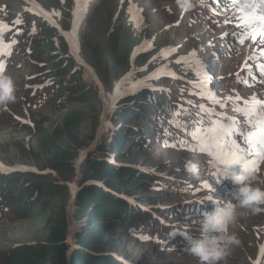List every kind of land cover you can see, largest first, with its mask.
<instances>
[{
	"label": "rangeland",
	"instance_id": "obj_1",
	"mask_svg": "<svg viewBox=\"0 0 264 264\" xmlns=\"http://www.w3.org/2000/svg\"><path fill=\"white\" fill-rule=\"evenodd\" d=\"M26 1L29 5L20 0H0V44L11 46V55L0 57V64L5 66L2 74L9 77L15 87V102L0 108V167H5L4 171H7L0 173V187L5 188L23 178L20 182L23 188L29 178L25 179V172L18 173L19 169L55 179L52 183L56 186L54 196H51L52 193L43 194L40 205L34 210L23 206L12 208L10 202L0 208V264H19L16 262L20 259L16 252H24L28 246L45 244L55 224L66 225L69 249H66L65 255L70 262L74 252H89L91 247L98 245L94 240L101 233L100 226L103 223H110L111 228L103 233L104 242L98 245V248L107 251L101 255L102 259L108 252L114 251L122 260L113 254L106 257H110L116 264H126L123 260L128 261L127 264H198L196 259L185 252L188 247L186 236L200 238L197 224L203 220L205 213H212L217 207L223 208L227 202L237 204L233 193L240 186L235 183V178L244 173L242 167L234 166L226 174L223 164L218 169L213 168L216 161L211 157L186 150L195 147V141L176 127L175 122L177 119L183 122L186 118L188 130L192 131L201 119H208L200 111L201 107L213 106L209 101L200 99L199 95L191 94L197 89L188 82H197V76L190 71L186 72V65L177 61L190 58L195 53L206 73L211 75V90L225 103L229 97L236 99L237 94L245 98L258 96L264 99V82H261L264 78L259 75V67L251 69V74L247 70L241 71L247 64L258 61L261 54L259 44L252 45L250 40L239 44L232 35L240 32V29L233 27L237 22L233 10L222 3H213V0H203V3L196 0L194 10L189 13H183L175 0H98L89 13L78 44V53L88 66H91L88 63L91 49L97 54L101 53L100 56H109L108 64L101 67L107 88L95 69L105 90L102 97L104 102L97 92L101 106L98 122L94 108L92 110V106L69 92V84L66 89L61 87L63 79L71 78L72 70L68 71L65 67L70 63L77 64L69 39L61 37L58 28L53 27L52 23L46 24L26 11L30 5H37L61 25L63 32L68 31L70 35L77 12L74 1L63 0V13L58 0ZM133 13L137 19L142 17L140 27L133 22ZM115 30L120 31V42L117 47H112L115 48L112 52V48L106 47L105 39ZM32 41L33 46L30 47ZM146 43L153 44V49L144 51ZM73 46L76 48V45ZM172 47L178 51L164 59L165 51ZM138 52L143 53L139 55L144 57L143 62L135 61ZM113 58L122 69L129 62L132 83L148 80L150 90L155 89L152 90L155 98L148 101L149 106L144 105L148 111L145 114L151 115L150 118H144L143 113H140L139 119L135 117L134 132L131 129L133 121L128 119L124 123L127 128L121 131L126 130L122 134L125 140L118 143L119 151L113 152L116 146L110 147L108 152L109 160L116 154L118 164L136 167L151 176L160 177L148 187L143 182L140 186L134 185V178L133 184L132 180H127L128 184L122 187V191L127 189L135 196L133 202L139 204L141 209L154 214L150 222L141 218L127 227L113 223V219H126L115 214V208L118 207L116 202L107 203L109 210L100 207L99 222L93 224L92 207L90 209V206L79 205L80 180L75 179L76 174L79 178L81 176L83 163L80 165V161L86 150H90L87 157L98 151V144L104 138L107 145H112L114 141L118 145L117 141L121 139L119 131L109 138L104 126L100 138L88 148L81 147L87 144L84 139L90 138L97 122L100 126V117L106 105L109 107L106 122L111 121L118 111L111 114V109L119 99L110 98L112 92L117 91L111 69ZM165 67L170 71L163 78L149 80ZM77 68L83 72L82 77L87 84L94 85L93 77L88 76L89 69L84 70L79 65ZM173 73L177 78H171ZM252 75H257L258 80H252ZM155 81L167 84L158 85L153 83ZM140 91V95L145 94L148 98L146 90L135 93ZM155 99H158L159 104L171 102L174 114L180 113L179 117L173 115L171 123H161L165 128L159 134L152 132L153 115L156 113L155 106L150 103ZM133 108L129 106V109L119 110L133 114ZM231 109L232 105H229L226 114L235 118L236 113ZM215 110L224 114L222 108L217 107ZM65 123H68V128H65ZM115 125L117 128L122 126L118 122ZM99 126L96 127L97 131ZM130 141L141 148L132 147L128 143ZM239 143L244 146L242 139ZM76 149L80 153L78 160ZM104 171L108 169L104 167ZM127 173L129 175L130 172ZM251 179L253 188L264 191V164H261L259 172L251 176ZM12 189H15L14 185ZM17 190L19 186L14 192ZM19 191L17 197L20 196ZM165 191L167 194L163 196ZM73 193L75 196L72 198ZM99 198L98 201H101ZM148 201L158 208L150 207ZM164 206L168 211L160 209ZM98 210L99 207L97 214ZM118 212L136 217L138 211L135 209L129 213L121 208ZM160 224L162 229L159 228ZM231 235L239 241V246L233 248L224 264H264V206H261L258 214L242 213L231 229ZM57 259L58 254L52 250L43 264H52V261L54 264L59 262Z\"/></svg>",
	"mask_w": 264,
	"mask_h": 264
},
{
	"label": "trees",
	"instance_id": "obj_2",
	"mask_svg": "<svg viewBox=\"0 0 264 264\" xmlns=\"http://www.w3.org/2000/svg\"><path fill=\"white\" fill-rule=\"evenodd\" d=\"M119 36H120L119 30L112 31L105 39L106 47L107 48L117 47V45L120 42ZM32 46H33V41L30 47ZM106 47L105 49H107ZM114 49L115 48H112V52L114 51ZM91 54L92 55L88 63L90 62V64L96 69V71L99 72L101 80L104 83L105 88H107L106 87L107 81H106V78L101 73V67L102 66L105 67L108 64L109 56H106L105 54H102V56H100L101 53L97 54L96 51L93 49H91ZM135 61L143 62L144 57L138 55L135 58ZM111 62H113L111 69L113 70V77L116 80V87L119 84L121 86L124 85L127 79L130 76H132V74L128 75V73L131 70L129 68V62H127L126 67L124 69H122L121 66L116 64V62L114 61V58L112 59ZM65 69H67L68 71L72 70V72H71V78L69 79V87L67 88V87L61 86L62 89L67 88L69 92H72L73 94L81 98L83 103L92 106L91 109L93 110L94 108V112H95L94 116L96 119L98 118V122H99L101 106L99 105V101L97 100L98 88L94 86L93 84L90 85V84H87V82L83 81L82 71L77 68V65L70 63L65 67ZM122 70H125L126 72L124 74H121ZM106 73H107V70H106ZM72 75L74 76L73 78H72ZM153 83L158 84V85L167 84V82L162 83L160 81H155ZM129 90H130V86L120 88L119 92L121 96L119 100L117 101L113 110H111V114L116 110L118 111L116 112V115L111 121L106 122V132L105 133L106 135H109V138H111L110 136L113 137L119 131L118 136L121 135V139L117 141V144L125 140L122 134L126 132V130H124V132L122 133L121 131L122 129L127 128V126H125L126 124L124 123L127 122L128 119H132L133 121V124L131 125V129L134 132L136 130V127H135L136 120L134 119L135 117L139 119V115H141L140 113H143L144 114L143 117L146 119L150 118L151 116V115L145 114V112H148V111L144 107V105L149 106L147 105L148 101L149 100L152 101V99L155 98L154 93L152 92V90H150V86L143 89V90H146L148 94V98L145 97L146 96L145 94L140 95L142 91L137 92L135 94H128L127 91ZM170 103L171 102L159 104L158 99H155L153 103H150L152 106H155L154 113H156L155 115H153L154 119L152 121V125L154 126V128L152 132H156L158 134L163 133L162 130H164L165 127L161 125V123L164 124L166 122L167 123L172 122L174 111L171 108ZM129 106L135 107L133 108L134 110H132L133 114L131 112H128V113L123 112L125 109H129ZM119 109L120 110L122 109L123 111L121 112ZM98 122L96 125L94 124L95 125L94 131H93V134L90 136V138L84 139V141H86L87 144L81 147L88 148V146H90V144L95 140L96 131H97L96 127L99 126ZM115 122H118L119 126L120 125L122 126L120 128L119 127L117 128L115 125ZM64 126L65 128H68V123H65ZM128 143L132 147L139 148V149L141 148V147H137L135 143L132 144L131 141ZM116 146L117 148H115ZM81 147H79V149ZM110 147L115 148L113 149V152L119 151V148H120L119 144L118 145L115 144V141L112 142V145L111 144L107 145L106 138H104L100 142V144H98V147H97L98 151L88 155L84 159L82 167H81V176L79 179L80 180L79 187L81 189V192L79 194V205L81 207L90 206L89 207L90 209L92 207V210L90 211L91 213L93 212L92 216L94 218L92 219L93 221L92 223L95 225L99 222L98 216L101 213L100 207H104L105 210L107 209L109 210V208L107 207V203H110V202H116L118 206L117 208H115L117 210V211H114L115 214L118 213L120 214V217L126 218L124 220L113 219L114 220L113 223H117L115 224L116 226H118L121 223L123 227H127L130 224L137 223V221L140 220L141 218L146 220L147 222H150L151 218L154 217V214L152 212H148L147 210L141 209L139 207V204H136L135 202H133L135 196L130 194V192L125 188H124L125 190L122 191L123 190L122 187L127 185L128 182L131 180H132L131 183L133 184V181H134L133 178L136 179V183H134V185L140 186L142 185V182H143V185L146 184L145 186L148 187L153 181H155V179H160V177H157V175L151 176L150 174H148V172L140 170L136 167H128L125 165L118 164L117 161L119 159L118 157H116V154H114L112 159L109 160V158L107 157H108V152H109ZM79 154L80 153L78 152V149H76V152H75V155H77V158L75 157L76 159L79 158ZM118 154H120V152H118ZM108 163H109V166L107 165ZM104 167L108 169L107 172L104 171ZM129 169H132V171L134 172L129 171ZM17 172L20 174L25 172V179L29 178V180L25 182V185L21 184L23 185V188L20 187V182L22 181L23 178L21 179L20 182L16 180L15 182L11 183L5 188L0 187V199H1L0 208H2L4 205L10 202L11 203L10 207L12 208L13 207L15 208V206H18V208L20 206L21 207L23 206L25 209L29 208L30 210L31 209L34 210L36 206L40 205V199L43 196V194L46 193V194L51 195L52 193L51 196H54L53 192H54L56 185L52 183V180H55V179H50L49 177H46L40 174H35L33 172L26 173L28 172V170L26 169L25 170L19 169ZM126 172H130L129 175L128 173L126 174ZM71 173L73 174V168H71ZM136 176H138V179L136 178ZM95 181H98V182L94 183ZM13 185L15 186V189H12ZM18 186H19L20 191L17 190L16 192H14V190H16ZM102 186L104 187L102 188ZM18 191H19L20 196L17 197L16 193ZM166 194L167 192L165 191L163 192L162 195L164 196ZM24 196H25V199H24ZM101 197H104V199H102ZM98 198L101 201H98ZM27 200L28 202L26 203ZM102 202H105V203L103 204ZM147 204L150 207L152 206V207L158 208L151 201L150 202L148 201ZM97 207H99L98 214H97ZM121 208L125 209V211L127 210L129 213H132L134 212L135 209H137L138 211L137 216L133 217L132 214L125 215L124 212L123 213L118 212V209H121ZM160 209L163 210L164 212L168 211L166 210L167 207L165 206L161 207ZM144 213H147V214H144ZM110 225H111L110 223H103V225L100 226L101 233L97 234L98 237L96 236L97 238L95 240H94V237L92 236H91V239L97 242L98 245L104 242L105 234L103 233L106 232L109 228H111ZM159 228L162 229L161 224L159 225ZM85 234H87V232ZM66 238H67L66 225L64 224L63 226L61 224L59 225L55 224L53 225L51 234L46 239L45 244L25 247L24 252H21V253L20 252L18 253L17 251L16 254L20 259H17L16 262L19 264H43L44 261L49 258L50 252L54 250L58 254V257H59V259H57L59 262H55L54 264H116V262L114 263L111 261L112 259L110 257L112 254L114 255L117 253H113L114 251H110L108 252V254H106V256L109 255L110 257L104 256L105 258L102 259L101 257L103 256L101 255L103 253H106L107 251H104V248H98V245L95 247H91L89 252L88 250L85 253L80 252V251L74 252L75 254L72 260L69 262L65 255L66 249H69V246L66 243ZM89 246H91V244H89ZM52 264H53V261H52Z\"/></svg>",
	"mask_w": 264,
	"mask_h": 264
},
{
	"label": "snow or ice",
	"instance_id": "obj_3",
	"mask_svg": "<svg viewBox=\"0 0 264 264\" xmlns=\"http://www.w3.org/2000/svg\"><path fill=\"white\" fill-rule=\"evenodd\" d=\"M63 3V0H61ZM203 3V0H201ZM213 3H222L226 8H231L234 12L236 23L233 27L240 29V32L233 33L234 39L239 44L251 41L252 45L259 44L262 49L261 57L264 58V0H213ZM77 7L80 9L79 0ZM86 15L87 4L81 9ZM133 22L140 27L142 17L137 19L133 13ZM2 35V33H0ZM70 39V37H66ZM151 45L146 44L145 49H150ZM177 50H166L163 58L168 59L170 55H175ZM11 46H3L0 44V57L10 56ZM186 65V72L190 71L197 76V82L191 83L197 91L191 94L199 95L200 99L207 100L213 106L201 107L200 111L208 117L207 120L201 119L199 125L192 131L188 130V125L182 121H176L175 126L181 131L189 135L195 141V147L186 150L200 152L211 157L216 163L213 168L218 169L221 164L226 169L234 166H240L243 169V175L240 178H249L257 174L261 164H264V99L260 97L243 98L237 94V98H228L227 103L221 100L210 88L211 77L207 76L204 66L196 58V54L191 57H185L177 61ZM251 74V68L246 69ZM5 71V66L0 64V73ZM170 71L168 67L160 69L153 74L149 80L163 78V75ZM259 75L264 78V64L258 68ZM171 78H177L173 73ZM133 77L130 76L121 87L130 86V93L135 94L136 91L149 87V81H139L131 83ZM264 82V79L261 80ZM254 86V85H249ZM155 90V89H152ZM232 105V111L236 113V117L228 116V106ZM219 107L224 109V114L217 112L215 109ZM179 117L180 113L174 114ZM243 140L244 146L239 143ZM166 147H176L175 145H165ZM207 187V186H205ZM210 190V189H209ZM141 239H150L144 238ZM264 251V250H262Z\"/></svg>",
	"mask_w": 264,
	"mask_h": 264
},
{
	"label": "clouds",
	"instance_id": "obj_4",
	"mask_svg": "<svg viewBox=\"0 0 264 264\" xmlns=\"http://www.w3.org/2000/svg\"><path fill=\"white\" fill-rule=\"evenodd\" d=\"M175 2L183 13H189L194 10L196 0ZM14 102V82L0 73V108H6ZM235 183L240 186L233 193L237 204L227 202L223 208L217 207L214 212L205 213L203 220L197 224L200 238L186 236L188 247L185 252L196 259L198 264H224L231 256L233 248L239 246V241L231 235V229L237 224L241 214H258L261 206H264V191L251 186V177H236Z\"/></svg>",
	"mask_w": 264,
	"mask_h": 264
},
{
	"label": "bare ground",
	"instance_id": "obj_5",
	"mask_svg": "<svg viewBox=\"0 0 264 264\" xmlns=\"http://www.w3.org/2000/svg\"><path fill=\"white\" fill-rule=\"evenodd\" d=\"M73 1H74V5L76 7L77 12L74 15V21H73V24H72V28L70 30V35H68V36L70 37L69 41L72 44L78 46L79 41H80L81 36H82V32H83V27H84L85 21H86L87 17L89 16V13H91V11H92L91 9L93 8L94 4L96 2H98V0H79V4L81 6L80 9H78V7H77V0H73ZM84 4H87L86 15L81 10L83 8ZM51 23L53 25H56L55 22L52 19H51ZM88 72H89L88 73L89 78H92V77L94 78V74L92 72H90V71H88ZM108 114H109V111H108V109L105 106L103 114L101 116V125L102 126L98 130V138H100L102 136L103 131L105 130L104 129V122H106ZM85 155H86V152H85ZM85 155L82 154L80 165L83 163Z\"/></svg>",
	"mask_w": 264,
	"mask_h": 264
},
{
	"label": "water",
	"instance_id": "obj_6",
	"mask_svg": "<svg viewBox=\"0 0 264 264\" xmlns=\"http://www.w3.org/2000/svg\"><path fill=\"white\" fill-rule=\"evenodd\" d=\"M90 152V150H86V153H89Z\"/></svg>",
	"mask_w": 264,
	"mask_h": 264
}]
</instances>
